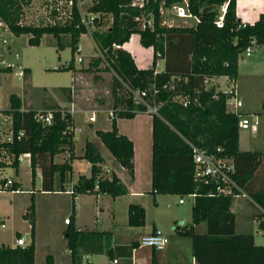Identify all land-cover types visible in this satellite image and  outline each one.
Instances as JSON below:
<instances>
[{
    "label": "trees",
    "instance_id": "1",
    "mask_svg": "<svg viewBox=\"0 0 264 264\" xmlns=\"http://www.w3.org/2000/svg\"><path fill=\"white\" fill-rule=\"evenodd\" d=\"M32 1L0 0V22L16 37L28 35L30 46H39L43 35H52L61 46L60 37L68 35L71 59L60 69L72 70L78 41L85 34L79 25L76 0H73L72 19L64 24H51L44 19H41L42 24L39 19L35 23L25 22ZM181 3L182 0H147L143 8H138L131 5V0H91L87 10L100 14L91 37L101 56L92 57L86 71L99 69L102 65L100 69L111 74L109 106L116 118L133 119L144 111L143 106L132 102L126 88L146 91L149 104L157 106L156 114L151 116L150 194L180 198L195 194L190 223L173 224L177 235L190 239L195 264H264V245H257L250 233L235 231V215L231 212L233 199L216 194L214 185L205 184L195 175L191 150V146H195L208 154L231 160L233 180L254 205L264 211V188L250 189L264 153L239 150L238 121L243 115L229 111L226 106L232 92H223L213 83L224 77L233 91L241 54L249 46L264 47V13L254 23L242 24L235 14V0H187L188 11L196 18L194 24H163L164 16L159 9ZM224 4L222 25L218 27L216 21ZM141 18L145 22L151 19V27L142 29ZM133 34L139 36L143 48L152 50V64L147 69H138L130 53L122 48ZM113 45L119 48L113 49ZM157 60H163L161 71H156ZM63 90L69 97L70 88ZM175 97L184 98L186 105L175 101ZM21 105V100L11 94L8 107L0 111L10 119L14 135L23 133L20 140H14L12 144L0 143V147L15 156L31 155V183L36 167H42L43 181L49 184L45 191H66L62 184L71 173V162L75 159L72 133L63 134L70 123L69 115L63 117L65 109L59 107L50 109L53 119L50 125H45L35 120L37 111H22ZM115 119L110 121V130H96L95 135L115 163L132 176L133 143L118 133ZM57 155L66 159L56 163L53 159ZM80 158L90 164V175L77 178L73 195L101 193L115 198L128 193L114 173L105 176L101 167L103 159L92 142H85ZM13 166L17 170V164ZM55 179L58 189L54 188ZM18 188V184H12L10 191H18ZM72 217L71 214L63 232L71 264H81L86 254H104L112 261L131 258L136 243L111 246L110 232L77 230ZM261 217L259 215V221ZM23 219L30 226L29 243L15 247L0 245V264H34L35 207L32 195ZM144 223V208L129 204L127 225L142 227ZM201 224L204 231L198 233L196 228ZM257 226L264 229L263 222H258ZM46 259L50 261L49 256ZM151 264H154V257Z\"/></svg>",
    "mask_w": 264,
    "mask_h": 264
},
{
    "label": "rangeland",
    "instance_id": "2",
    "mask_svg": "<svg viewBox=\"0 0 264 264\" xmlns=\"http://www.w3.org/2000/svg\"><path fill=\"white\" fill-rule=\"evenodd\" d=\"M45 4L46 0H33L28 8L29 17L27 15L25 22L35 23L37 18L48 22L45 17ZM163 16L164 21L170 23L167 12L164 11ZM171 23L172 25L190 26L194 24V20L187 19L185 22L174 20ZM27 40L28 35L16 37L0 25V70L10 67L8 71H0V111L7 108L8 97L11 94H15L21 100L23 108L37 111L50 110V108L55 107L69 109L71 105L80 111L100 110L96 122L91 126L86 123L88 114L82 113V116H78V114L75 116V126L81 128V132L76 133L73 139L75 159L72 162L71 175L68 176L69 178L66 176V183L64 184V189H69L79 176H88L90 173L89 164L80 158L83 154L84 143L89 141L100 144L94 136V130L106 131L111 128V122L106 116V111L111 109L109 106L111 74L100 69L102 65L98 66L99 69L86 71L89 60L98 53L91 36L87 33L80 36L77 44L80 53L75 51L73 69L69 71L60 69L65 67L71 59L68 35L60 37L61 46H58V41L52 35H43L39 46H30ZM138 48H140L138 36L133 35L127 42L126 49L136 56L135 53ZM251 48L252 55L250 57L244 58V54L239 57L234 95L226 100V106L229 111H233L234 104L240 103V107L235 112L251 116L252 120L254 118L257 121L258 134L256 140L264 145V47L253 45ZM78 57L83 60L81 64L76 60ZM151 64L152 51L148 49L142 51L138 65L148 68ZM156 64V68L162 69L163 63L161 60H157ZM19 72H25L24 76H19ZM94 74H97L98 77L95 78ZM218 85L219 90L224 92H228L232 87L226 82V79H219ZM68 88H70L69 97L66 91L63 90ZM149 117L146 114H138L133 119H115L120 130L134 138L137 151L133 165L139 174L138 186L135 189L143 191L141 197L126 196L120 200L124 202V205L130 202L145 207L146 225L150 227L152 220H156L159 225L161 224L163 233L168 239L169 244L166 246H173L174 241L178 240L176 251L185 255L191 251V241L188 237L179 236L174 232L172 219L176 216L178 224L181 222L179 224L181 226L183 223H190L191 199L184 198V203L179 205L177 201L181 198L178 196L160 195L156 197V199L158 198V205L154 208L152 204L153 196L147 192L149 188L146 186V182L149 180L150 175L151 145V137L148 132ZM3 125L6 126L7 124L1 123V126ZM240 132H244V141L247 142L250 137L249 130H240ZM99 153L103 158L109 156L108 151L102 146L99 148ZM19 166V176L14 174L13 167L0 168V185L6 179L19 181L18 177L21 178V188L24 191L32 190L27 163ZM126 177L129 178V176ZM122 181L127 185L125 179L122 178ZM11 187L12 185L0 191V245L8 243L15 245L16 239L22 235H25V243L28 244L30 241V235L26 230L28 222L23 219V215L27 209L25 208L26 205H28V202L30 204V194L26 191L14 193L10 191ZM58 187L59 184L55 183L54 188L58 189ZM38 189L39 186L36 183L34 207L37 203L36 207L40 208V212L39 218L35 215V232L38 234V239L34 250V264H52L53 258L55 264H71L70 253L66 248L63 234L67 226H64L63 220L64 218L69 219L71 215L72 196H65L62 193L40 195ZM100 205L101 208L107 211L108 207L105 202H101ZM108 214L110 213L108 212ZM108 214L105 213L103 216H108ZM98 217L100 216L98 215ZM115 220L116 226L113 231L117 233L131 234L135 239H139L142 234L148 231L147 227L130 229L126 226L127 213L122 206L119 208L117 206ZM81 221H83L82 223L87 221L84 214ZM237 222H239L237 232L250 233L257 245H264V236L255 222L244 219L240 223V216H237ZM103 227V224L95 226L98 230L103 229ZM196 231L202 233L204 225H199ZM147 248L149 251H147L148 249L143 250L151 254V248ZM135 253L139 257L143 255L140 251L134 252V255ZM47 256L50 257L48 262ZM95 256H99L96 259L97 264H114L104 254ZM81 264H88V261L84 260Z\"/></svg>",
    "mask_w": 264,
    "mask_h": 264
},
{
    "label": "crops",
    "instance_id": "3",
    "mask_svg": "<svg viewBox=\"0 0 264 264\" xmlns=\"http://www.w3.org/2000/svg\"><path fill=\"white\" fill-rule=\"evenodd\" d=\"M235 2H236L235 14H236L237 19L242 24H252V23H254L255 21L258 20L260 14L264 13V0H235ZM27 15H26V17H27ZM28 17H29V15H28ZM38 19H39V21L41 20V18H37L36 21ZM0 25H2L4 28H6L5 25L3 23H1V22H0ZM133 35H136V34H133ZM133 35H131V36H133ZM138 40H139V36H138ZM126 44L127 43L123 44V46H122V48L125 49V50H127L126 49ZM147 49L152 51L151 48H143L140 45V48H138L136 50V53H135L136 56H134L132 53H130L127 50L130 53L135 65H136V67L138 69H147L144 66H139L138 65V62L140 61V57H141L142 51L147 50ZM161 61L163 63V60H161ZM238 68H239V65H238ZM162 69H163V67H162ZM162 69H160L158 67V68H156V71H161ZM9 70H10V67H9ZM26 73H27V71H26ZM24 74H25V72L23 73V76H24ZM219 79H225V78L224 77L217 78V79L214 80L213 83H217L218 84V80ZM218 87H219V85H218ZM7 107H8V104H7ZM50 109H53V108H50ZM21 110L22 111H26V110H32V109L23 108L22 105H21ZM44 110H46V109H44ZM34 111H37V110H34ZM77 111H80V110L78 109ZM82 115H83L82 113L78 114V116H82ZM243 116H246V117H248V119L252 120L251 116H248V115H243ZM252 121H256V120L253 118ZM149 122L150 123L148 125V132L150 133V137H151V116L149 117ZM86 123H87V125L91 126L95 122L94 123H88V121L86 120ZM256 123H257V121H256ZM257 125H256V131L249 130L250 137H249V140H247V142L244 141V136H245L244 132H240V129H239V131H238V148H239L240 151L264 153V145L261 144V142H259V141L257 142V140H256V138H257L256 135L258 134ZM116 127H117V131H118L119 134L126 136L133 143V164H134L135 154H136V151H137L134 138L132 136L128 135L127 133L121 131L120 128H119V125L116 124ZM95 131L96 130H94V136L96 137ZM242 131H246V130H242ZM93 144L95 145V147H96V149H97V151L99 153V148L102 146V144L101 143L100 144L93 143ZM58 157H61V158H58ZM65 159H66V157H64L62 155H59V156L57 155V156L54 157L53 161L56 162V163H59V162H63ZM102 159H103V163L101 164V167L105 171V176H110V174L114 173L117 176V178L120 180V182L127 188L128 193L126 195L118 196V197H115V198H111L110 196H108L106 194H101V193H91V194H83V195L79 194L78 195L79 197H78L76 202H73V199L71 198V201H72L71 214L73 215L72 222H73L74 227L77 230L88 229V230H95V231H100V232H102V231L110 232L111 236H112V239H111V242H110L111 246H114V245H116V246H128V245H130L132 243H136L137 247L131 252V258L130 259H124V258L116 259L117 262L114 263V264H151L152 257H154V264H195L194 259H193L192 255H191V251L189 253L187 252V254H185V255H183L182 252H177L176 251V246L179 243L178 240L174 241V245L173 246L172 245L165 246L160 251H155V250H153L151 248V250H150L151 254H148L147 251H149V249L147 247H142V246L139 245V240H140L141 237L150 234L155 229H157V230H161L162 229L161 228V224L159 225L156 220H152V224L150 225V227H148L146 225V209H145V207H144V210H145V223H144V226H142V228H146L147 227L148 231L146 233L142 234L139 239H135V237H133L131 234H127V233L126 234L125 233L124 234H120V233H117V232L113 231L115 226H116L115 218H116L117 206H118V208L120 206H122L124 208L125 212L127 213L128 205L132 204V203L129 202V203H126L124 205V202L121 201L120 199L123 198V197H126V196L127 197L128 196L129 197H141V194H142L143 191H138V190L135 189L138 186V175L139 174H138V171L136 170V168L134 167V165H133V174H132V176H129V175H127L125 170L121 169L115 163V161L113 160V158L111 157L110 154H109V156H107L105 158L102 157ZM112 163H114V164H112ZM27 166H28L29 176H30V179H31L30 166H29L28 163H27ZM149 166H150V168H149L150 169V175H149V180H147V182H146V186H148V188H149L147 192L149 193V195H151L150 194V191H151V145H150V165ZM19 168H20V166H17V170H15L16 168H14V174L16 176L17 175L19 176V173H18ZM41 168L42 167H40V168L36 167V169H35L34 181H33V183H31L33 189L32 190H30V189L25 190L26 192H28L30 194V196L32 195L34 197V200H36L35 191H34V188L36 190V183H38V186H39V189H38L39 191L38 192H39L40 195L41 194L42 195H49V194H55V193H58V194L62 193L65 196L69 195L66 191H63V192H57V191L49 192V191H45L48 188L49 184L46 181H43V177H42V174H41ZM72 169H73V166H72V162H71V172H72ZM89 170H90V164H89ZM70 175H71V173L68 174L67 177L70 176ZM89 175H90V173H89ZM89 175L88 176L82 175V176L89 177ZM126 176H129V178H127ZM122 178L126 180L125 182H126L127 185H125V183L122 181ZM17 179H19V181L15 180V179H12V181H13V184H15V183L18 184L19 190L18 191H12V192H14V193H16V192H19V193L25 192L21 188L22 187L21 178L17 177ZM55 183L56 184L58 183V181L56 179H55ZM65 183H66V181H64L63 184H62L63 188H64V184ZM261 188H264V156L261 158V162H260L257 170L254 173V178H253L252 183L250 185V189L252 191H256V190H259ZM64 190H67V188L64 189ZM159 196L160 195H155L153 197V199H152V204H153L154 208H156L157 205H158V203H157V199L158 198L156 199V197H159ZM171 196H175V195H171ZM101 202H105L107 204L106 205L108 207L107 211L110 214H108V212L105 211V209L100 207L101 206L100 205ZM183 203L179 204L178 201H177V204H179V205H182ZM36 204H35V215H36V217L38 216V218H39L40 208L36 207ZM28 205H29V202H28ZM28 205H26L25 208H27ZM138 205H140V204H138ZM140 206H142V205H140ZM25 208H24V210H25ZM231 212L234 213V215H235V231L236 232H237V226H238V223H239V222H237V216H240V223H242L244 221V219H246V220H251V221H253V223L255 222L256 225H258V221H259L258 218H259V215H260L259 211H258V208H256L249 201H246V200H243V199H233V202H232V205H231ZM105 213L108 214V216L107 215L103 216ZM83 214L85 215V218L87 219V221L85 223H82L83 221H81V218H82ZM98 215L100 217H98ZM66 219H68V218H64L63 223H64V221ZM172 220H173L172 221V225L175 222L178 223L176 216H174ZM102 224L104 226L103 229L98 230V229L95 228V226H101ZM179 224H181V222ZM2 225L3 224H1V226ZM67 225L68 224L64 223V226H67ZM125 225L128 226L127 225V220L125 221ZM128 227H130V226H128ZM131 228L135 229V228H141V227H130V229ZM26 230L29 233L30 226H29L28 223H27ZM162 232H163V229H162ZM237 233H239V232H237ZM242 233H245V232H242ZM20 237L24 238V240H25V235L19 236L18 238H20ZM37 239H38V234L34 230V248L36 247ZM25 244H27V243H25ZM2 245L9 246V247H15L16 246V244L12 245L10 243H8L6 245L5 244H2ZM143 249H148V250L146 251V250H143ZM137 251H140L143 255L141 257L137 256L136 253L134 255V252H137ZM97 257H99V256H97ZM97 257L95 255H87L86 254V255L83 256L82 261L87 260L88 264H97V260H96ZM112 263H113V261H112ZM52 264H55V259L54 258L52 259Z\"/></svg>",
    "mask_w": 264,
    "mask_h": 264
},
{
    "label": "built area",
    "instance_id": "4",
    "mask_svg": "<svg viewBox=\"0 0 264 264\" xmlns=\"http://www.w3.org/2000/svg\"><path fill=\"white\" fill-rule=\"evenodd\" d=\"M147 0H131V5L143 8L146 4ZM91 5V0H76V9L79 17V25L84 28L85 33L91 36L92 31L96 29V22L100 18L99 13H93L87 10L88 6ZM226 4L221 7V14L216 21V26L220 27L222 25L223 13L225 10ZM46 12V20L51 24L54 23H61L64 24L72 19L73 16V0H46V4L44 7ZM164 11L170 17V23H166L163 21V24L167 26H171L175 19L182 20L185 22L187 19H193L196 21V18L193 17L190 12L188 11V4L187 0H182L181 4H174L168 8H160V14L164 15ZM136 20H139L136 18ZM141 28L144 29L146 26L151 27L152 21L151 19L147 20L146 22L141 18ZM143 20V21H142ZM92 38V37H91ZM94 43V42H93ZM95 46V44H94ZM113 49L119 48V46L113 45ZM96 48V46H95ZM97 50V48H96ZM77 53H80V48L77 47ZM97 55L101 56L100 52L97 50ZM244 58L250 57L252 55V48L251 46L247 47L244 51ZM79 64L82 63L81 57L76 58ZM19 76H23V72H19ZM234 88V87H233ZM127 94L131 98L132 102L136 105H141L144 107V111L139 114H146L149 116L155 115L157 111L156 105H150L147 100V92L140 91V90H133L130 88H126ZM224 92V91H223ZM229 93L232 92L234 95V89L230 88L228 91ZM175 101L182 103L184 106L186 105V100L182 97H175ZM240 107V103L237 102L233 106V112ZM100 110H91V111H77L73 105L70 106L69 109H65L62 113L63 117L69 115L70 123L66 126L63 134L72 133L73 139L76 133L81 132V128L75 126V116L79 113L88 114L87 121L88 123H94L97 119V114ZM236 113V112H235ZM106 116L109 121H112L116 118V114L112 109L106 111ZM35 120L41 124L50 125L53 119V113L50 110H46L44 112L37 111L34 116ZM1 123H6V126H1ZM256 121H252L248 119L246 116L240 117L238 121V128L240 130H251L256 131ZM23 133L19 132L18 134L14 135L11 129L10 119L6 116L0 114V143H9L12 144L14 140H20ZM192 150V159L196 167L195 175L201 178L205 184L211 183L214 185L215 193L218 195L229 196L232 199H243L249 201L251 204L254 205L252 200L249 196L238 186V184L233 180L232 175L234 174V166L231 160L219 158L215 154H208L205 150H202L198 147L191 146ZM31 155L29 153H22L15 156L13 153L8 152V150L0 147V168L3 167H13L14 163L17 166L23 163H30ZM13 184L11 179H6L0 185V190H4ZM97 186H95V190ZM73 185L66 192L72 196L73 202H76L78 199V195H73ZM195 194H189L186 197H182L178 200V203H183L184 198H189L193 201ZM258 208L259 214L262 216L261 221L264 223V211L261 210L259 207L254 205ZM64 223L68 224V219L64 221ZM3 226V225H2ZM261 233L264 236V229H261ZM168 244V239L165 234L161 230L155 229L150 234L143 236L139 240V245L142 247H150L155 251L162 250ZM24 238L20 237L16 239V246H25ZM117 260H114L113 263H116Z\"/></svg>",
    "mask_w": 264,
    "mask_h": 264
},
{
    "label": "water",
    "instance_id": "5",
    "mask_svg": "<svg viewBox=\"0 0 264 264\" xmlns=\"http://www.w3.org/2000/svg\"><path fill=\"white\" fill-rule=\"evenodd\" d=\"M39 24H42V21L41 20L39 21Z\"/></svg>",
    "mask_w": 264,
    "mask_h": 264
}]
</instances>
